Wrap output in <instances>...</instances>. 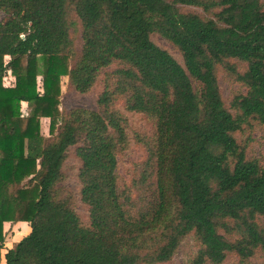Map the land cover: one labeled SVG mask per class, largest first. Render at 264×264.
I'll list each match as a JSON object with an SVG mask.
<instances>
[{
  "label": "trees",
  "instance_id": "1",
  "mask_svg": "<svg viewBox=\"0 0 264 264\" xmlns=\"http://www.w3.org/2000/svg\"><path fill=\"white\" fill-rule=\"evenodd\" d=\"M0 12V264L167 262L191 232L200 245L191 264L264 254V167L234 137L249 118L264 122L261 0H0ZM154 32L183 64L151 40ZM230 58L246 63L235 72L245 91L233 97L234 113L216 78ZM112 64L95 109L61 111L62 77L85 93ZM119 98L153 124L143 142L151 170L136 181V199L116 173L128 144ZM71 146L88 224L59 184ZM18 221L29 232L2 251L4 224Z\"/></svg>",
  "mask_w": 264,
  "mask_h": 264
},
{
  "label": "rangeland",
  "instance_id": "2",
  "mask_svg": "<svg viewBox=\"0 0 264 264\" xmlns=\"http://www.w3.org/2000/svg\"><path fill=\"white\" fill-rule=\"evenodd\" d=\"M264 4V0H261ZM182 12H192L200 15L203 18L212 16V12H205L202 8L197 6H181ZM213 11H216L215 9ZM4 17V13L0 12V19ZM68 20L70 22L69 33L72 37L76 49H79L81 23L74 12L69 14ZM151 40L158 46L166 49L179 63L183 64L181 52L170 41L159 35L152 33ZM115 66L112 64L107 69L100 72L96 83L92 88L85 92H77L73 86L67 81L65 77L61 78V96L59 108L64 113L73 107H82L86 109L96 108V98L98 93L103 88V79L106 70H110ZM234 69V71L232 70ZM246 69V63L236 58L227 59L225 63L216 66V78L224 106L234 113L231 107V101L237 93H244L245 87L235 78V72H243ZM195 84V81H192ZM116 106L123 112L125 118L126 131L128 134V144L126 148L119 152L117 156L116 173L119 184L124 187L129 193L131 199H136L139 195V188L135 187L136 181L141 176L144 168L148 166V171L151 166L146 164L147 151L143 142H149L153 134V124L151 120L144 114L138 112H129L124 110L123 98L116 101ZM48 120L42 118L40 120L41 131L44 135H48L47 131ZM234 137L240 145L245 147V156L248 159H253L258 162L261 167H264V122H260L255 118H249L248 122L244 123L242 127L234 132ZM80 167V160L75 156L74 147L68 148L66 157L62 164L63 178L60 181V186L66 191L70 192L73 197V205L80 220L83 224L89 223L87 215V207L80 200V183L78 180V170ZM260 225L264 227V222L258 220ZM27 223H6L4 243L10 246L15 241L20 239L28 230ZM227 238L233 239L235 235H228L221 229ZM200 245L196 240L194 234L191 232L185 235L180 241L175 253L167 262L155 264H191ZM146 264V263H140ZM210 264V263H207ZM219 264H264V254L260 250H256L254 255L245 261L241 262L235 253H229L225 259Z\"/></svg>",
  "mask_w": 264,
  "mask_h": 264
},
{
  "label": "crops",
  "instance_id": "3",
  "mask_svg": "<svg viewBox=\"0 0 264 264\" xmlns=\"http://www.w3.org/2000/svg\"><path fill=\"white\" fill-rule=\"evenodd\" d=\"M21 104H22V105H25V102L22 101ZM6 223H27V222L18 221V222H6ZM6 223H5V224H6ZM5 224H4V226H5ZM27 224H28V223H27ZM27 229H28V230L26 231V233L29 232L30 227H28ZM4 230H5V228H4ZM26 233H25V234H26ZM25 234H24V235H25ZM4 245L6 246V243H4ZM11 246H12V244H11L10 246H7V247H11ZM5 248H6V247H4V249H2V251H5Z\"/></svg>",
  "mask_w": 264,
  "mask_h": 264
}]
</instances>
